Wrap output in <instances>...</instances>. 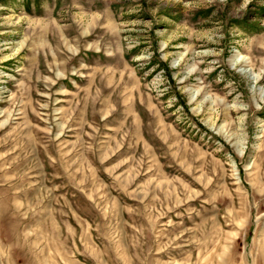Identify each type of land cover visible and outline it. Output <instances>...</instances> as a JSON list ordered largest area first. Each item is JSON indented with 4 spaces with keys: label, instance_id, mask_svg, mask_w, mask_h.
<instances>
[{
    "label": "rangeland",
    "instance_id": "1",
    "mask_svg": "<svg viewBox=\"0 0 264 264\" xmlns=\"http://www.w3.org/2000/svg\"><path fill=\"white\" fill-rule=\"evenodd\" d=\"M0 264H264V0H0Z\"/></svg>",
    "mask_w": 264,
    "mask_h": 264
}]
</instances>
